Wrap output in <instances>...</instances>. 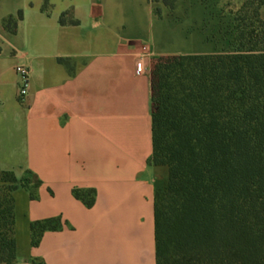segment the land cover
Segmentation results:
<instances>
[{
  "label": "crops",
  "instance_id": "crops-1",
  "mask_svg": "<svg viewBox=\"0 0 264 264\" xmlns=\"http://www.w3.org/2000/svg\"><path fill=\"white\" fill-rule=\"evenodd\" d=\"M195 53L150 0H0V169L39 181L13 191L16 264H156L151 59Z\"/></svg>",
  "mask_w": 264,
  "mask_h": 264
},
{
  "label": "trees",
  "instance_id": "trees-1",
  "mask_svg": "<svg viewBox=\"0 0 264 264\" xmlns=\"http://www.w3.org/2000/svg\"><path fill=\"white\" fill-rule=\"evenodd\" d=\"M11 19L3 24L12 31ZM260 21L250 45L152 63L150 161L167 169L154 195L156 264H264V44H257L264 12ZM20 183L0 169V264L15 263L13 191ZM57 225L32 222L31 244Z\"/></svg>",
  "mask_w": 264,
  "mask_h": 264
},
{
  "label": "rangeland",
  "instance_id": "rangeland-1",
  "mask_svg": "<svg viewBox=\"0 0 264 264\" xmlns=\"http://www.w3.org/2000/svg\"><path fill=\"white\" fill-rule=\"evenodd\" d=\"M172 6L164 5L161 0L151 1L159 8L160 15L167 23L180 25L186 39L198 51L204 53H225L239 46L250 45L257 40L255 35L264 7L259 0H168ZM259 12V13H257ZM16 16L7 20V26H14ZM251 30H255L252 33ZM263 46L264 41L257 42ZM156 57L151 59V66ZM167 169L157 166L160 186L164 184ZM31 174H25L19 185L35 184ZM16 264V263H14Z\"/></svg>",
  "mask_w": 264,
  "mask_h": 264
},
{
  "label": "built area",
  "instance_id": "built-area-1",
  "mask_svg": "<svg viewBox=\"0 0 264 264\" xmlns=\"http://www.w3.org/2000/svg\"><path fill=\"white\" fill-rule=\"evenodd\" d=\"M141 65L139 67V72H143V60L139 59L136 62ZM14 70L17 77V94L19 99L23 100L28 93L29 84H30V72L28 66L24 64H16Z\"/></svg>",
  "mask_w": 264,
  "mask_h": 264
}]
</instances>
